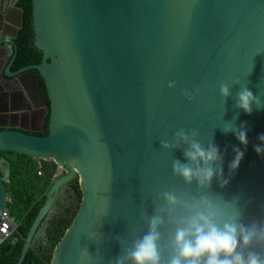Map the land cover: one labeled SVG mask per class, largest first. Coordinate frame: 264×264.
Instances as JSON below:
<instances>
[{"label": "water", "instance_id": "1", "mask_svg": "<svg viewBox=\"0 0 264 264\" xmlns=\"http://www.w3.org/2000/svg\"><path fill=\"white\" fill-rule=\"evenodd\" d=\"M18 1L0 0V82L32 76L48 133L0 123V152L51 161L63 174L47 191L16 264L36 243L61 187L75 178L80 202L50 264H108L117 257V236L130 240L146 230L140 210L151 213V194L183 185L171 170L172 158L184 160L183 149L159 143L181 127L198 128L205 143L213 139L225 176L232 147L244 150L228 185L221 189L213 180L212 189L226 198L240 195L241 204L250 200L246 222L264 216V154L253 149L264 133V109L253 105L249 115L234 108L239 85L225 104L218 91L238 76L264 100V0H31L33 45L41 60L12 71L23 25ZM197 87L189 101L183 89ZM237 113L235 123L246 122V148L220 128ZM9 173L10 163L0 156V214ZM86 250L91 259L82 261Z\"/></svg>", "mask_w": 264, "mask_h": 264}, {"label": "clouds", "instance_id": "2", "mask_svg": "<svg viewBox=\"0 0 264 264\" xmlns=\"http://www.w3.org/2000/svg\"><path fill=\"white\" fill-rule=\"evenodd\" d=\"M250 73V72H249ZM239 85L235 93L234 108L246 114L264 109V100L253 94L248 82L234 77L231 84L218 86L224 104L233 96L231 88ZM175 86L170 81L168 87ZM199 88L183 89V95L192 101ZM215 99V98H213ZM212 107V105H210ZM238 113L225 121L221 130L232 133L241 145L247 147L246 122L235 123ZM198 128H178L169 139L159 141L165 150L183 149L184 160L172 158V175L179 177L183 185L164 188L152 193L151 213L141 208L140 220L146 225L140 235L130 240L116 239L121 245L120 254L108 264H264V216L245 221V209L250 200L241 204V196L226 198L222 192L213 191L215 180L223 189L238 169L244 150L233 146V159L224 174L223 153L211 138L206 143L199 137ZM260 144L253 149L264 154V133L257 136ZM105 211V215H106ZM91 259L86 250L81 260Z\"/></svg>", "mask_w": 264, "mask_h": 264}, {"label": "trees", "instance_id": "3", "mask_svg": "<svg viewBox=\"0 0 264 264\" xmlns=\"http://www.w3.org/2000/svg\"><path fill=\"white\" fill-rule=\"evenodd\" d=\"M17 5L23 10V25L15 40L16 56L11 69H19L30 64H38L41 53L33 45L31 29V0H19ZM1 89V86H0ZM47 129L42 133L47 135ZM10 163L9 180L5 183L9 202L6 208L16 223V230L0 244V264H16L24 240L40 210L46 201L56 165L51 161L31 158L24 154L2 151ZM76 197L59 214L48 221L45 242H36L27 251L21 264H50L54 248L72 222L77 211L81 194L77 178L74 179Z\"/></svg>", "mask_w": 264, "mask_h": 264}, {"label": "flooded vegetation", "instance_id": "4", "mask_svg": "<svg viewBox=\"0 0 264 264\" xmlns=\"http://www.w3.org/2000/svg\"><path fill=\"white\" fill-rule=\"evenodd\" d=\"M9 60L10 58L7 59L4 66ZM11 70L15 71L17 69ZM40 81L43 85L42 80ZM0 86V90H6V93H0V110L4 111V114L7 115V117L0 119V123L11 125L18 129L26 128L31 130V133H42L43 125H45V130L47 129L48 115H46L44 101L39 94V90L32 76L28 74L22 75L17 81H11L5 78L0 82ZM42 88L44 87L42 86ZM25 98L29 99V101L24 100ZM73 183L74 180L67 183L64 191L57 194L53 205L54 208L52 207L51 213L45 218L42 226L43 224L47 226L50 219L55 215H59L71 200H74L76 191Z\"/></svg>", "mask_w": 264, "mask_h": 264}, {"label": "built area", "instance_id": "5", "mask_svg": "<svg viewBox=\"0 0 264 264\" xmlns=\"http://www.w3.org/2000/svg\"><path fill=\"white\" fill-rule=\"evenodd\" d=\"M61 169L60 166H56L53 178H56L58 176L57 171ZM62 172V169L60 170ZM9 198L6 199V204L9 202ZM14 219L10 216L8 209L5 207L4 210L0 214V244L2 241H4L6 238L10 237L12 233L16 230V224L13 225Z\"/></svg>", "mask_w": 264, "mask_h": 264}, {"label": "rangeland", "instance_id": "6", "mask_svg": "<svg viewBox=\"0 0 264 264\" xmlns=\"http://www.w3.org/2000/svg\"><path fill=\"white\" fill-rule=\"evenodd\" d=\"M60 170H61V169H60ZM60 170L57 171L58 176H60V175L63 174V171H62V174H61ZM58 176H57V177H58ZM57 177H56V178H57ZM77 181H78V180H77ZM65 187H66V185L62 186V187H61V190H60L59 193H62V192L64 191V188H65ZM52 207L54 208V206H52ZM53 208H51V210H50L49 213H51V211H52ZM44 226H45V224H43L42 227H44ZM42 227H40V228L38 229V231H37V233H36V235H35V237H34L36 242L43 241V240H42V231H43V228H42Z\"/></svg>", "mask_w": 264, "mask_h": 264}]
</instances>
